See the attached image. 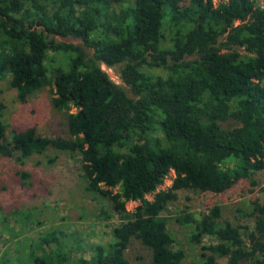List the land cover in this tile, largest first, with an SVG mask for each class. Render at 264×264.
Wrapping results in <instances>:
<instances>
[{"label":"trees","instance_id":"obj_1","mask_svg":"<svg viewBox=\"0 0 264 264\" xmlns=\"http://www.w3.org/2000/svg\"><path fill=\"white\" fill-rule=\"evenodd\" d=\"M0 84L22 105L49 87L69 135L8 131L0 102V157L19 166L35 155L48 165L77 157L79 182L64 189L99 203L98 220H119L106 241L85 248L69 243L74 233L0 207L5 223L22 216L39 225L10 264H136L135 245L148 264H182L160 215L176 192L221 194L241 180L254 187L264 169V7L255 0H0ZM170 171L172 184L159 189ZM14 174L20 189L33 186L29 172ZM184 210L173 221L191 228L201 264H264V201L238 209L253 229L223 220L219 206Z\"/></svg>","mask_w":264,"mask_h":264},{"label":"rangeland","instance_id":"obj_2","mask_svg":"<svg viewBox=\"0 0 264 264\" xmlns=\"http://www.w3.org/2000/svg\"><path fill=\"white\" fill-rule=\"evenodd\" d=\"M134 0H129L133 3ZM221 1L213 0L217 5ZM259 5L264 7V0H255ZM59 40V39H58ZM71 43V40H63ZM73 43V42H72ZM76 44V42L74 43ZM110 79L119 85H122L118 71L101 67ZM156 73L158 71L156 70ZM51 95L49 87L34 93L26 104L17 102L15 94L9 91L4 84H0V102L4 103L6 109L3 112V122L8 125V131L11 129H26L36 127L37 134L46 138H68L66 116L57 112L51 105ZM47 157H53L54 152H46ZM44 155V156H45ZM79 160L77 157L70 158L69 154H59L57 161L48 165L43 156H33L28 159L23 166L16 165L12 158L0 157V207L3 209H16L18 211L28 212L31 220L38 221L46 225H52L53 228H59L67 233H74V238L69 239V243L77 244L81 239L85 248L93 245L92 243H101L107 240L113 226L119 223L117 217L110 218L106 222L98 220L97 215L100 213V205L92 201L89 195L84 194L82 189H73L71 194L69 189H64L68 184L75 186L79 175ZM26 171L32 176L30 181L33 186L30 189H20L14 178L16 171ZM174 173L164 180L159 189H166L172 184ZM258 185L252 187L249 181L241 180L229 190L221 194L190 192L181 190L176 192V200L167 204V209L160 215L170 219L167 228L173 234L177 248L185 252V259L182 264H201L198 255L199 247L189 242L188 235L190 227L182 228L174 223V218L184 210L192 214L206 213L214 206L222 208L221 216L223 220L238 224L239 226L253 229L254 221L252 218H246L238 209L247 211L249 202L253 199L264 201V169L256 172L253 176ZM71 187V188H72ZM70 188V189H71ZM152 200V196L146 197ZM58 204V205H57ZM138 203H127L128 211H133ZM35 208L31 210V208ZM103 208L108 205L103 203ZM12 210V211H13ZM4 213H0L3 216ZM17 217L18 221L15 219ZM3 221L0 217V264L11 263L20 250L27 249L26 245L36 238L38 226L32 222H25L18 216H11ZM41 227V228H42ZM209 240L204 238L203 243L207 244ZM134 256L141 259L134 260L136 264H148L149 256L147 252H142L138 245H135ZM30 250V254H31ZM72 256L88 258V254L82 253L75 249L71 251ZM218 264H227L226 259H217ZM30 264V263H29Z\"/></svg>","mask_w":264,"mask_h":264}]
</instances>
